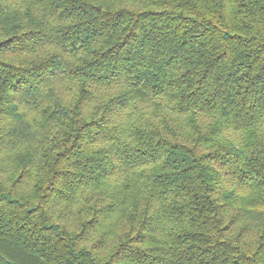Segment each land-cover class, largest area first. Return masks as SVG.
<instances>
[{
	"label": "trees",
	"instance_id": "obj_1",
	"mask_svg": "<svg viewBox=\"0 0 264 264\" xmlns=\"http://www.w3.org/2000/svg\"><path fill=\"white\" fill-rule=\"evenodd\" d=\"M0 264H264V0H0Z\"/></svg>",
	"mask_w": 264,
	"mask_h": 264
}]
</instances>
